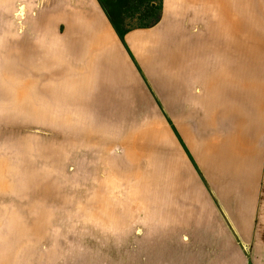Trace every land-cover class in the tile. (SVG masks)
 I'll list each match as a JSON object with an SVG mask.
<instances>
[{
  "label": "crops",
  "instance_id": "0c3cea01",
  "mask_svg": "<svg viewBox=\"0 0 264 264\" xmlns=\"http://www.w3.org/2000/svg\"><path fill=\"white\" fill-rule=\"evenodd\" d=\"M126 7L134 15L140 13V21L147 19L151 9L158 10L147 23L123 28ZM255 7L264 8V0H0V264H264V23L246 13ZM246 18H254L261 30L246 31ZM249 28L254 27L249 24ZM50 55H59V61L43 57ZM112 57L146 73L240 72L238 83L226 79L215 85L217 94L223 89L224 93H244L245 84L262 88V107L253 109L261 122L253 142L258 154L248 166H238L236 159L229 163L199 159L204 141L216 143L237 132L227 119L229 128L222 125L219 108L212 114L216 118L213 124L208 115L202 121V113L192 114L193 104L170 109L173 131L201 178L204 190L199 195L207 209L196 207L198 194L189 191L186 174L194 176L180 151H175L174 140L172 148L164 144L163 137L161 143L182 171L183 189L179 188L178 170L170 174L158 168L151 175L147 154L143 159L130 158L129 153L137 151L131 140L138 141L140 135L138 131L131 136L130 128H121L120 134H129L120 142L131 167H136L133 173L139 177L132 176L137 178L134 180L145 191L146 185L150 191L154 189L150 197L156 198L158 205L151 210V217L144 218L149 213L140 208L77 207L70 212L49 206L51 121L86 115L127 126L131 117V93L126 97L121 84L105 76ZM71 72L77 81L70 80ZM72 83L78 91L73 97L69 90ZM48 87H56L61 94L44 93ZM22 88L26 89L23 101L19 95ZM150 91L153 97L154 90ZM216 92L211 90L212 103L223 99L217 98ZM227 93L224 99L228 104L233 98ZM54 97L58 100L53 102ZM153 98L165 112L160 99ZM237 105L241 109L239 102ZM22 118L40 120L44 126L28 121L22 125ZM189 123L197 133L188 128ZM180 128L190 134L192 145L183 139ZM109 131L113 132L111 127ZM161 159L157 157L155 167ZM236 173L241 180L238 192L232 181ZM147 176L149 180L143 178ZM228 188L234 190L232 197L238 193L245 198V188L251 192V235L235 219L238 213L231 208L229 195L223 193ZM177 196L189 207L177 206ZM69 214L77 216L70 218L75 230L84 225L111 231L115 245L103 253L94 243L69 241L65 224L54 218ZM212 218L217 222L211 223ZM40 232H49L50 238L38 241ZM245 250L249 251L247 257Z\"/></svg>",
  "mask_w": 264,
  "mask_h": 264
},
{
  "label": "rangeland",
  "instance_id": "374dc122",
  "mask_svg": "<svg viewBox=\"0 0 264 264\" xmlns=\"http://www.w3.org/2000/svg\"><path fill=\"white\" fill-rule=\"evenodd\" d=\"M136 10L140 12V7H137ZM156 10L158 9H151L147 19L140 21V13L134 15L133 12L128 7H126L125 16H127V18L132 16V18L131 20L126 18V21L121 24V26L123 28L125 26L134 27L147 23L148 21L152 20L153 17H155L154 13H157ZM250 12L246 13L251 14L254 18L259 17L264 23L263 7H255L250 10ZM254 18H246V31L253 32V30L256 29L261 30V26ZM249 24L254 28H249ZM262 46H264V42L262 43ZM43 57L48 58L49 61L54 60L55 62L59 61L60 59L59 55ZM50 68H48L49 73L52 72ZM130 69L131 72H125V77H113L114 82L117 85L121 84L120 89L124 94H126V97L129 98L131 93L132 101H134L132 103L134 106L131 110V117L127 119V126H119L116 123L113 125L106 119H95L86 115H84L86 117L82 116L83 118L57 117L51 121L53 127L52 162L50 164L51 166L47 165V173L50 176L48 177L47 175V177L51 178V182L47 184V187L52 192V199L49 202V206L54 208H68L70 212L73 210V208L77 207L140 208L149 213L144 215V218L151 217V210L155 209L158 205L156 198L150 197L151 192L155 193L154 189H151L150 191L149 185H146L147 190L145 191L142 189V184L134 180L137 178L132 176L139 177L133 173V170L136 167H131L132 162H129V160L124 156V147L120 142V140L125 138L129 133H131V136L134 137L136 136L135 133L138 134L139 131L140 135L138 136V141H135L134 138L131 140V144L136 147L137 151L130 152L129 156L135 157L136 159L137 157L143 159L145 153L148 156L147 158H149V164H147L146 160H143L145 164H147V169L150 170V167L153 166L156 170H158V165L155 167L157 157L163 159L166 156V151L164 150V147L161 143L162 137L164 138V144L170 148H172L171 144H173L174 140L175 144L177 145L175 151H180L181 158H184L194 176L193 179L190 178L188 174H186V178L190 184L189 191H192L193 194H198V202L196 207L207 209V204H205V201L203 198H201V195H199L200 190H204L201 178L199 177V174L195 172L191 160H189L186 154L187 150H185L182 140L179 138L177 133L175 134L173 131L172 114L168 108H166V103L163 101L158 91H156V86L152 83L150 77L145 71L141 72L139 69L135 70L131 64ZM40 71L42 73V70ZM72 72L70 73L69 77H72L71 75L75 73ZM124 80L125 83H123ZM128 85L131 86V89ZM114 88H116L115 84ZM150 88L154 90L153 97H158L160 99L162 105L165 108V112L161 111V108L156 104L154 98L152 97ZM22 91L25 93L26 89L22 88ZM74 92L75 90L72 89V97ZM54 100L57 101L58 97H54L53 102ZM70 103L73 104L72 102ZM174 105H176V103L173 102L171 107ZM181 105H183V102H181ZM54 106H56L55 103ZM248 110L252 111L250 106H248ZM71 114L72 113L70 110V115ZM20 121L22 122V125H24L23 123L26 121L31 122L34 125H40V123H42L40 120H28L26 118H22ZM257 123L261 125L260 121H257ZM42 125L44 126L43 123ZM222 125L228 127L226 121L223 119ZM110 127L113 131L112 133L109 131ZM139 127L141 129L146 128V134L143 133ZM121 128H130L133 133L128 130V134L122 135L120 134ZM188 128L192 131H195L196 133L198 131L193 123H189ZM250 132H252V130ZM201 135L204 136V132ZM171 152H173V150H171ZM143 161H139L138 164L143 165ZM150 174L153 175L154 171H152ZM143 178L145 180H149L148 176ZM233 193L234 191H229L226 195H229L231 208L238 213V217L235 216V219L241 224L242 229L245 232H249L251 235L252 203L251 198L249 197L251 192L249 190L246 192L244 191L243 194L245 195V198H242L238 193L237 195L234 194L232 197ZM175 204L179 207H189L188 203L182 202L178 196L175 198ZM66 217L69 220H66ZM74 217L77 216L69 214L66 216L54 217L59 223L65 224L66 227H64L70 236L68 238L70 239L69 241L78 240L85 241L87 243H94L103 253H107L108 249L112 245H115L111 237L113 234L111 231H95L91 229L92 227L84 225L80 227L81 229L75 230V227H73L74 223L72 220H70V218ZM140 217H142V215ZM216 222L217 221L214 218L211 219V223ZM47 233L48 239L50 237L49 232ZM74 234L79 236L74 237ZM248 252L249 251L247 250L244 251L245 257H247Z\"/></svg>",
  "mask_w": 264,
  "mask_h": 264
},
{
  "label": "bare ground",
  "instance_id": "6f19581e",
  "mask_svg": "<svg viewBox=\"0 0 264 264\" xmlns=\"http://www.w3.org/2000/svg\"><path fill=\"white\" fill-rule=\"evenodd\" d=\"M111 66L108 71H105V76L109 75L110 78L116 76L119 78L120 76L125 77V72H131L130 65L124 60H118L117 57L111 58ZM55 69V68H54ZM124 73V74H123ZM148 76L150 77L152 83L156 86L157 90H159L163 97L165 98L166 108L170 111L171 104L174 102L176 105L190 103L193 104L192 114L199 115V112L202 113L201 120L205 121L206 115H208V122L212 123L215 121L212 114L214 111L219 108L220 109V118L229 120L232 125L235 124V128L237 132L233 134H229L224 139L219 140L218 142H207L204 141L201 145V150L198 153V157L201 161H205L207 163L213 162H225L229 163L230 160L236 159L240 164H245L246 166L252 164L253 157H256L258 154L255 147H253L254 142V132L257 130L258 123L260 117L254 116L256 109H261L263 101V93L261 87H256L254 85L245 84L244 93H227L226 95L232 97L233 99L229 101L227 104L224 96V89L217 94L215 90V85L222 83V81H226V79L232 80L235 83H238V75L240 72H201V71H168V70H151L148 71ZM242 73V72H241ZM249 75L247 72L245 73ZM124 75V76H123ZM70 79L74 80L78 79V77L71 75ZM246 80V78H245ZM72 84L70 87V96L72 89L75 90L74 94H77V88ZM214 89V92L217 94V98L222 97L223 99H216L213 103L209 100L211 90ZM52 96L57 94H61L56 87L47 88L44 93L47 92L48 95ZM57 91V92H56ZM26 91L19 94L22 101L26 98ZM50 98V97H48ZM74 101V100H73ZM77 101V100H76ZM75 101V103H76ZM240 103L239 107L244 109H238L237 103ZM212 104V105H211ZM228 107H227V105ZM248 106L252 108V111L248 110ZM170 107V108H169ZM221 107V108H220ZM239 110V111H238ZM171 112V111H170ZM233 114V115H230ZM244 124V125H243ZM259 127V126H258ZM245 132L243 131V129ZM141 129V128H140ZM143 133L146 134V128L141 129ZM252 130V132H250ZM157 131V130H156ZM158 133V131H157ZM180 133L183 139L187 144H191V136L185 130L180 128ZM192 145V144H191ZM194 148V147H193ZM133 160H137L135 157H130ZM216 158H221V160H215ZM223 163V164H225ZM218 164V163H217ZM178 165H174L172 159L166 156L162 159L161 165H158V168L161 170H165V172L177 171V180L179 183V188H184V181L181 176L182 171L178 168ZM150 170H156L153 166L150 167ZM226 175V174H225ZM229 177V176H228ZM233 182H236L235 185L237 192L239 191V182L241 183L240 176L238 173L233 175ZM243 189V188H242ZM229 191H234L231 188L223 189V193L227 194ZM248 191L245 188V192ZM35 232V231H34ZM38 233V232H36ZM27 234L24 231V235ZM47 232H40L38 234V241H44L47 239Z\"/></svg>",
  "mask_w": 264,
  "mask_h": 264
}]
</instances>
